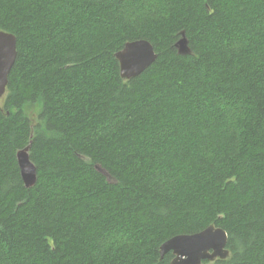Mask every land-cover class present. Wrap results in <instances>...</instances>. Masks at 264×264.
I'll list each match as a JSON object with an SVG mask.
<instances>
[{"label": "trees", "instance_id": "1", "mask_svg": "<svg viewBox=\"0 0 264 264\" xmlns=\"http://www.w3.org/2000/svg\"><path fill=\"white\" fill-rule=\"evenodd\" d=\"M0 30L17 50L0 264H169L161 243L210 224L229 255L203 264H264V0H0ZM135 39L157 57L123 79L115 53Z\"/></svg>", "mask_w": 264, "mask_h": 264}, {"label": "water", "instance_id": "2", "mask_svg": "<svg viewBox=\"0 0 264 264\" xmlns=\"http://www.w3.org/2000/svg\"><path fill=\"white\" fill-rule=\"evenodd\" d=\"M175 47L179 54H191L184 32H181ZM16 55L15 35L0 30V100L5 94L8 76ZM156 57L153 45L146 39L127 41L115 53L120 76L123 79H131L140 75L155 61ZM29 149L30 142L16 153L20 175L27 188L35 184L37 177L36 167L29 158ZM227 241V232L222 227L210 224L201 231L177 234L165 240L159 246L160 259L168 252L172 254L169 264H203L205 261L226 259L229 255Z\"/></svg>", "mask_w": 264, "mask_h": 264}, {"label": "rangeland", "instance_id": "3", "mask_svg": "<svg viewBox=\"0 0 264 264\" xmlns=\"http://www.w3.org/2000/svg\"><path fill=\"white\" fill-rule=\"evenodd\" d=\"M39 111V107L37 105H28L25 106V113L31 117L33 121L37 118V113Z\"/></svg>", "mask_w": 264, "mask_h": 264}, {"label": "snow or ice", "instance_id": "4", "mask_svg": "<svg viewBox=\"0 0 264 264\" xmlns=\"http://www.w3.org/2000/svg\"><path fill=\"white\" fill-rule=\"evenodd\" d=\"M130 22H132V23L135 22V16H131V17H130ZM103 239H104V237L101 236V237H100V240L103 241Z\"/></svg>", "mask_w": 264, "mask_h": 264}]
</instances>
